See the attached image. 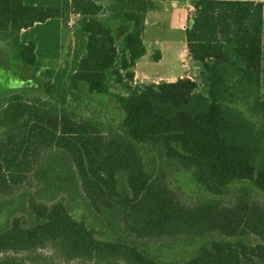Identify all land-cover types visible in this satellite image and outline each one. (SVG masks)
<instances>
[{"label":"trees","instance_id":"trees-1","mask_svg":"<svg viewBox=\"0 0 264 264\" xmlns=\"http://www.w3.org/2000/svg\"><path fill=\"white\" fill-rule=\"evenodd\" d=\"M189 1L202 93L135 84L153 0H0L22 68L63 56L40 97L0 99V264H172L145 247L180 240L198 249L173 264H264V0ZM240 91L258 118L234 109ZM186 173L210 199L172 184Z\"/></svg>","mask_w":264,"mask_h":264},{"label":"rangeland","instance_id":"rangeland-1","mask_svg":"<svg viewBox=\"0 0 264 264\" xmlns=\"http://www.w3.org/2000/svg\"><path fill=\"white\" fill-rule=\"evenodd\" d=\"M168 3L169 2H167V5L165 6L161 5V3H158V5L161 6L160 11H162V14L164 13L165 8H171L172 5ZM190 6L192 7V5ZM175 8L177 10L170 9V21L166 25V28L152 30L150 26H146L144 29L143 43L148 50V56L138 62L139 69L137 70V75L140 77L145 76L148 80V84H154L160 79H173L174 81H177L179 79L188 77L199 85V92L202 93L203 86L201 83L199 73L200 71L197 70L185 52L186 43L184 30L186 29V26L184 27V30H178L175 28V26L179 24L178 11L182 12V16L185 15L187 8L189 9L188 2L184 0L179 1L175 5ZM192 13H194V8L193 10L191 9L189 14L192 16ZM188 24H190V20L188 21ZM76 25L77 24L75 21H72L70 27L61 29L60 46L63 49H65V47L70 42L72 29H74ZM157 50H161L163 59L159 62H152V57L158 53ZM64 53L65 51L63 54ZM15 57L16 55L11 50L9 45L0 40V99L5 97L7 94H11L16 91L19 93L32 92L29 95H32V97L36 96L35 98L40 97L42 93L41 81L43 80L41 76H45L47 70L52 68H54V71H56L61 64L60 62L63 60L62 56L59 62L48 60L45 61L41 66L40 72L35 73L34 77V75L28 71V68L25 69L20 66L21 64ZM147 57H151L152 61L148 60ZM234 101L235 105L233 107L240 115H244V117L249 119H256L259 117L257 113L253 114L252 112V99H250L246 94L243 95L242 91L239 93V98ZM172 184L177 187L179 191L183 192L192 199H210L206 193H203L194 186L192 177L189 173L176 175V180L174 182L172 181ZM246 187L247 189L253 191L251 186L247 185ZM235 190L236 189L231 190L229 195H231V193ZM253 195L258 196V199L262 197L257 192H254ZM216 198L217 197H213V200H216ZM227 198L229 199V197ZM204 241L205 240L200 242V245L204 244ZM198 243L199 241L196 240H180L176 242L172 241L170 244H163L164 246L158 248H148L146 246L145 251L149 256L159 261L172 264L180 263L195 255L198 249Z\"/></svg>","mask_w":264,"mask_h":264},{"label":"crops","instance_id":"crops-1","mask_svg":"<svg viewBox=\"0 0 264 264\" xmlns=\"http://www.w3.org/2000/svg\"><path fill=\"white\" fill-rule=\"evenodd\" d=\"M155 3H157V5H158V3H161V5H167V2H169L168 4H170V5H172L171 6V10H177L176 8H175V5L179 2V1H183V0H153ZM184 1H186V2H188V5H189V9H192L193 10V8L190 6L191 5V1H189V0H184ZM159 7H161L160 5H158ZM170 9H168V8H165V11H164V13L162 14V11H160V9L159 10H155V11H153V12H150V13H148V14H146V18H145V28H146V26H150L151 27V29L152 30H157V29H164V28H166V25L169 23V21H170V18H169V15H170V13H171V10ZM189 9L187 8V11L185 12V15H183L182 16V12H180V11H178V14H179V16H178V23L179 24H177L176 26H175V28L176 29H178V30H180V29H183L184 30V27L186 26V28H187V26H188V21H189V19H190V17H191V14H189L190 12H189ZM186 19V20H185ZM72 21H75V23L77 22V18H75V19H70L69 20V23H68V25H71V22ZM172 22H173V20H172ZM174 23V22H173ZM186 30V29H185ZM184 30V31H185ZM186 49V48H185ZM146 56H148V50L146 49ZM157 54H159L160 55V60L159 61H161L162 59H163V55H162V52H161V50H157ZM185 52H186V55H187V51L185 50ZM145 56V57H146ZM144 57V58H145ZM151 58V57H150ZM149 57H147V59L148 60H151L152 61V58L150 59ZM189 58V57H188ZM142 60V59H141ZM191 60V59H190ZM153 62V61H152ZM193 64H194V66L197 68V70H198V66L193 62V61H191ZM139 69V67H138V63L136 64V66H135V68H134V75H135V84H137V85H148V80H147V78L145 77V76H139V75H137V70ZM199 71V70H198ZM183 79H188V80H190V81H192L190 78H188V77H185V78H183ZM159 83L160 82H168V83H172V82H175L173 79H160L159 81H158ZM158 82H155L154 84H157ZM193 82H195V81H193ZM42 83V85H43V82H41ZM150 84V83H149Z\"/></svg>","mask_w":264,"mask_h":264},{"label":"flooded vegetation","instance_id":"flooded-vegetation-1","mask_svg":"<svg viewBox=\"0 0 264 264\" xmlns=\"http://www.w3.org/2000/svg\"><path fill=\"white\" fill-rule=\"evenodd\" d=\"M41 88H42V83H41ZM42 91V90H41Z\"/></svg>","mask_w":264,"mask_h":264},{"label":"built area","instance_id":"built-area-1","mask_svg":"<svg viewBox=\"0 0 264 264\" xmlns=\"http://www.w3.org/2000/svg\"><path fill=\"white\" fill-rule=\"evenodd\" d=\"M191 11V9H189V12Z\"/></svg>","mask_w":264,"mask_h":264}]
</instances>
